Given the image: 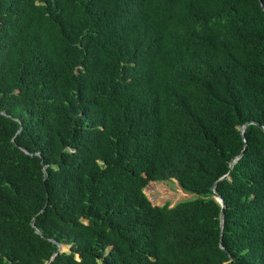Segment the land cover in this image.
Masks as SVG:
<instances>
[{"label":"trees","instance_id":"obj_1","mask_svg":"<svg viewBox=\"0 0 264 264\" xmlns=\"http://www.w3.org/2000/svg\"><path fill=\"white\" fill-rule=\"evenodd\" d=\"M45 262L264 264V0H0V264Z\"/></svg>","mask_w":264,"mask_h":264},{"label":"rangeland","instance_id":"obj_2","mask_svg":"<svg viewBox=\"0 0 264 264\" xmlns=\"http://www.w3.org/2000/svg\"><path fill=\"white\" fill-rule=\"evenodd\" d=\"M143 191L149 201L156 205L163 203L173 205L177 201L193 197V194L187 192H185L187 194L182 195L180 187L174 179L171 181H149L143 188ZM63 247V250H67V246Z\"/></svg>","mask_w":264,"mask_h":264},{"label":"water","instance_id":"obj_3","mask_svg":"<svg viewBox=\"0 0 264 264\" xmlns=\"http://www.w3.org/2000/svg\"><path fill=\"white\" fill-rule=\"evenodd\" d=\"M256 123V122H255ZM262 127V126H261ZM243 128H244V125H242L241 127H240V133H241V135H242V131H243ZM242 153V151L240 152V154ZM234 161V159L233 160H231V162H230V164H229V167L231 166V164H232V162ZM228 176V173H226V174H224L223 176H221L218 180H220L221 178H224V177H227ZM217 180V181H218ZM216 181V182H217ZM216 182H214L213 184H212V186H211V194H212V197L214 198V200L216 201V202H218V204L220 205V211H219V225L221 226L222 225V217H223V206H224V204H223V200H222V198L218 195V194H216L215 192H214V186H215V183ZM169 206H172V205H169ZM31 225H33V220L31 221ZM219 243H220V239H219ZM57 251H64L63 250V248H62V245L60 244V243H57V249H56V251L55 252H57ZM44 264H47V262H45Z\"/></svg>","mask_w":264,"mask_h":264},{"label":"bare ground","instance_id":"obj_4","mask_svg":"<svg viewBox=\"0 0 264 264\" xmlns=\"http://www.w3.org/2000/svg\"><path fill=\"white\" fill-rule=\"evenodd\" d=\"M180 190H181L182 195L187 194L181 188H180ZM62 248H64L63 245H62Z\"/></svg>","mask_w":264,"mask_h":264}]
</instances>
